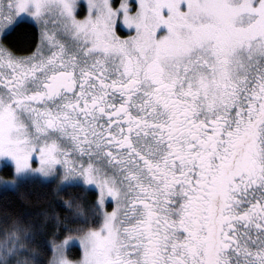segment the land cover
<instances>
[{
	"label": "snow or ice",
	"instance_id": "snow-or-ice-1",
	"mask_svg": "<svg viewBox=\"0 0 264 264\" xmlns=\"http://www.w3.org/2000/svg\"><path fill=\"white\" fill-rule=\"evenodd\" d=\"M0 163V264H264V0H0Z\"/></svg>",
	"mask_w": 264,
	"mask_h": 264
},
{
	"label": "trees",
	"instance_id": "trees-1",
	"mask_svg": "<svg viewBox=\"0 0 264 264\" xmlns=\"http://www.w3.org/2000/svg\"><path fill=\"white\" fill-rule=\"evenodd\" d=\"M122 34L126 33L122 32ZM10 39L20 48L32 46L33 28L28 25L18 28ZM1 174L7 177V171L4 167L1 169ZM75 194L74 189H65L57 193L54 185L46 184L28 185L16 190L0 188V217L4 213H11L33 219L39 217L43 210L58 211L63 214L65 208L62 201ZM51 239L50 233L39 237L41 244H46ZM80 253L78 246H73L70 250V256L73 258L79 257ZM41 259L46 264L47 257H41Z\"/></svg>",
	"mask_w": 264,
	"mask_h": 264
},
{
	"label": "rangeland",
	"instance_id": "rangeland-1",
	"mask_svg": "<svg viewBox=\"0 0 264 264\" xmlns=\"http://www.w3.org/2000/svg\"><path fill=\"white\" fill-rule=\"evenodd\" d=\"M124 32L127 34L126 30H125ZM2 167H3V165H2V163H0V176H3V175L1 174V169H2ZM3 177H5V176H3ZM73 246H78V247L80 248L81 253H80V256L77 257V258H73V257L70 256V250H71V248H72ZM67 252H68V255H69V258H70V259H72V260L79 259V258L82 256V248L80 247L78 241L75 242V243L72 242V241H69V245H68V247H67Z\"/></svg>",
	"mask_w": 264,
	"mask_h": 264
}]
</instances>
